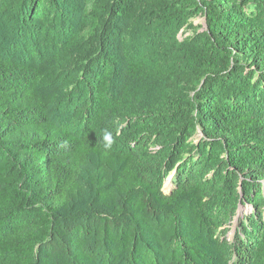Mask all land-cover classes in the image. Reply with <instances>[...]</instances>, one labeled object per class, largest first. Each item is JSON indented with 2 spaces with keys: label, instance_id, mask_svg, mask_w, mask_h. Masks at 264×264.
<instances>
[{
  "label": "trees",
  "instance_id": "16d2710c",
  "mask_svg": "<svg viewBox=\"0 0 264 264\" xmlns=\"http://www.w3.org/2000/svg\"><path fill=\"white\" fill-rule=\"evenodd\" d=\"M0 264H264V0H0Z\"/></svg>",
  "mask_w": 264,
  "mask_h": 264
},
{
  "label": "rangeland",
  "instance_id": "374dc122",
  "mask_svg": "<svg viewBox=\"0 0 264 264\" xmlns=\"http://www.w3.org/2000/svg\"><path fill=\"white\" fill-rule=\"evenodd\" d=\"M196 24H200V25H204V20L202 18L197 19L195 21ZM190 33H188L187 35H189ZM165 187L166 189L169 187V180H166L165 183ZM251 212V208L250 207H241V213H240V217H244L245 215L249 214ZM238 225H239V220L238 218L235 219L233 225L231 226V230L229 232V234L227 235V237L229 238V240H233L235 238V232L238 229Z\"/></svg>",
  "mask_w": 264,
  "mask_h": 264
},
{
  "label": "clouds",
  "instance_id": "9594fccd",
  "mask_svg": "<svg viewBox=\"0 0 264 264\" xmlns=\"http://www.w3.org/2000/svg\"><path fill=\"white\" fill-rule=\"evenodd\" d=\"M104 141L106 142L105 143V147H109L110 146V144H111V136H110V134H105L104 135Z\"/></svg>",
  "mask_w": 264,
  "mask_h": 264
}]
</instances>
